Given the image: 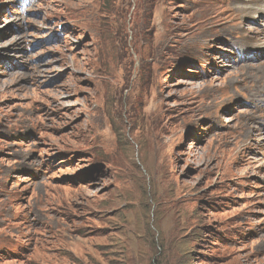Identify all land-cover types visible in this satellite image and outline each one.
I'll use <instances>...</instances> for the list:
<instances>
[{
  "label": "rangeland",
  "instance_id": "rangeland-1",
  "mask_svg": "<svg viewBox=\"0 0 264 264\" xmlns=\"http://www.w3.org/2000/svg\"><path fill=\"white\" fill-rule=\"evenodd\" d=\"M0 264H264V0H0Z\"/></svg>",
  "mask_w": 264,
  "mask_h": 264
},
{
  "label": "bare ground",
  "instance_id": "bare-ground-1",
  "mask_svg": "<svg viewBox=\"0 0 264 264\" xmlns=\"http://www.w3.org/2000/svg\"><path fill=\"white\" fill-rule=\"evenodd\" d=\"M263 3V2H262Z\"/></svg>",
  "mask_w": 264,
  "mask_h": 264
}]
</instances>
